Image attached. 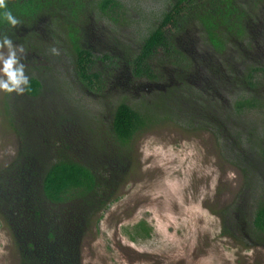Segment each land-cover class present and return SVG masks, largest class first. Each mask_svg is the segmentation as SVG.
<instances>
[{"label":"trees","instance_id":"1","mask_svg":"<svg viewBox=\"0 0 264 264\" xmlns=\"http://www.w3.org/2000/svg\"><path fill=\"white\" fill-rule=\"evenodd\" d=\"M7 4L22 23L0 31L24 45L30 75V90L4 101L17 151L0 168V216L18 264H82V238L134 139L164 122L214 135L241 173L219 211L223 232L264 247V0ZM194 36L200 57L183 48Z\"/></svg>","mask_w":264,"mask_h":264},{"label":"rangeland","instance_id":"2","mask_svg":"<svg viewBox=\"0 0 264 264\" xmlns=\"http://www.w3.org/2000/svg\"><path fill=\"white\" fill-rule=\"evenodd\" d=\"M199 38L184 41L188 55L207 47ZM5 94L0 92V168L17 151ZM132 147L123 181L82 238V264H264V247L223 232L219 211L238 192L241 173L222 159L210 131L164 122L137 135ZM18 263L12 232L0 216V264Z\"/></svg>","mask_w":264,"mask_h":264},{"label":"clouds","instance_id":"3","mask_svg":"<svg viewBox=\"0 0 264 264\" xmlns=\"http://www.w3.org/2000/svg\"><path fill=\"white\" fill-rule=\"evenodd\" d=\"M0 22L14 30L21 25V20L8 7L7 0H0ZM0 92L23 95L30 90V75L23 62L26 49L22 43H14L12 35L0 31ZM51 55H60L55 45L49 49Z\"/></svg>","mask_w":264,"mask_h":264},{"label":"flooded vegetation","instance_id":"4","mask_svg":"<svg viewBox=\"0 0 264 264\" xmlns=\"http://www.w3.org/2000/svg\"><path fill=\"white\" fill-rule=\"evenodd\" d=\"M194 54L197 55L198 57H200V55H201L200 50H196ZM202 54H204V53H202Z\"/></svg>","mask_w":264,"mask_h":264}]
</instances>
